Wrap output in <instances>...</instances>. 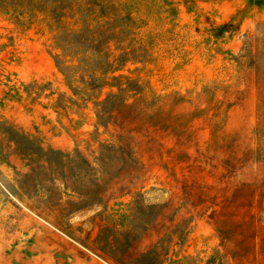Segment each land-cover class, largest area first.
<instances>
[{
    "label": "rangeland",
    "instance_id": "374dc122",
    "mask_svg": "<svg viewBox=\"0 0 264 264\" xmlns=\"http://www.w3.org/2000/svg\"><path fill=\"white\" fill-rule=\"evenodd\" d=\"M119 2L0 14V264H264V0Z\"/></svg>",
    "mask_w": 264,
    "mask_h": 264
},
{
    "label": "trees",
    "instance_id": "16d2710c",
    "mask_svg": "<svg viewBox=\"0 0 264 264\" xmlns=\"http://www.w3.org/2000/svg\"><path fill=\"white\" fill-rule=\"evenodd\" d=\"M257 2L260 3L261 0ZM122 9L123 6L119 0H0V14L20 19L25 15L32 16L35 12L49 13L61 31L62 38L71 36L72 42L70 43H80V48L98 52L101 51L103 43L109 36L115 37L116 30L109 36L104 32L107 26L110 27L122 21L120 20ZM124 17L132 21L130 15ZM64 20H74V26H80V28L75 31L76 29L65 24ZM0 127L8 136L9 144L15 146V153L30 156L43 151L35 140L17 131L14 127H8L2 123Z\"/></svg>",
    "mask_w": 264,
    "mask_h": 264
}]
</instances>
